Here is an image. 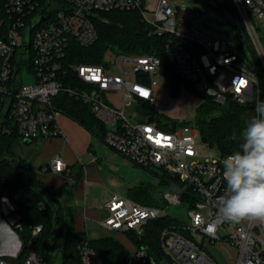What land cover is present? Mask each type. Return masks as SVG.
Wrapping results in <instances>:
<instances>
[{
    "label": "built area",
    "instance_id": "built-area-1",
    "mask_svg": "<svg viewBox=\"0 0 264 264\" xmlns=\"http://www.w3.org/2000/svg\"><path fill=\"white\" fill-rule=\"evenodd\" d=\"M210 1L239 19L240 34L237 24L230 26L246 40L252 61L242 60L226 41L199 31L190 12L172 7L170 0H152V8L148 0H0V132L29 142L61 137L57 118L62 113L54 98L64 93L104 125L110 149L137 166L165 171L190 189L181 195L164 191L158 206L112 194L98 226L129 236L125 239L133 249L126 248L128 258L118 262L101 257L85 241L78 246L79 264H264V221L232 223L218 216L227 155L203 142L200 148L197 129L184 121L126 116L124 106L132 102L153 105L160 58L108 51L100 64L69 60L73 43L86 48L95 42L93 21L100 13L135 10L149 34L165 38L176 74L191 90L218 104L245 108L250 120L255 103L264 100V0ZM117 92L122 93L120 106L108 97ZM47 170L64 173L67 168L55 154ZM14 212L9 198L1 195L0 217L15 231L20 225ZM155 221H165L157 234L159 260L141 243ZM40 232L41 226L34 227L31 237ZM0 264L46 263L30 250L15 261L0 257Z\"/></svg>",
    "mask_w": 264,
    "mask_h": 264
},
{
    "label": "trees",
    "instance_id": "trees-1",
    "mask_svg": "<svg viewBox=\"0 0 264 264\" xmlns=\"http://www.w3.org/2000/svg\"><path fill=\"white\" fill-rule=\"evenodd\" d=\"M93 23L96 31L95 42L86 48L73 43L70 46V62L76 65L100 64L108 51L126 55L151 54L160 58V74L167 81L172 96H177L181 85L188 87L176 74L173 60L164 50L165 38L149 34L148 26L141 22L137 11L100 13ZM197 94L204 98V101L196 110L193 121L186 124L197 129L201 142L218 150L222 155L238 151L242 143V132L250 121L246 117V109L230 102L221 105L210 97ZM54 104L62 114L84 127L92 136L104 140V125L79 100L60 93L54 98ZM139 110L141 114L155 119L151 104L140 105ZM16 139L15 133L0 132V196L5 192L15 207L14 216L18 217L16 223L20 225L15 231L21 239L22 247L19 257L22 258L30 252L26 246L32 240V229L41 226L35 252L43 260L47 252L50 257H54V236L57 232L62 236L57 254L59 264H79L78 246L85 241L101 257L112 261H125L128 252L116 239L102 237L88 240L84 233L75 230L73 209L69 205L67 211L63 209L62 195L69 192V189L65 186L55 188L38 180L31 166L10 152V147ZM156 174L160 175L163 191L181 195L190 190L187 184L165 171L160 170V174ZM128 197L147 205L160 204V198L142 185L129 188ZM164 224L165 221L150 222L141 240L157 260L160 259L157 234Z\"/></svg>",
    "mask_w": 264,
    "mask_h": 264
},
{
    "label": "rangeland",
    "instance_id": "rangeland-1",
    "mask_svg": "<svg viewBox=\"0 0 264 264\" xmlns=\"http://www.w3.org/2000/svg\"><path fill=\"white\" fill-rule=\"evenodd\" d=\"M170 1L172 2V7H176L178 5L190 12V21L199 31L211 37L226 41L230 49L235 52L242 60L245 61L246 58L249 61L253 60L254 56L246 44V40L238 36V34H240L242 31L240 21L230 11L216 7L210 0H196V3H190L189 0ZM148 3L150 8H152V0H148ZM224 16L227 17L232 24H237L238 34H236L233 28L225 22L223 19ZM216 21H219V23ZM155 80L156 84L152 87L154 98L152 108L155 112V118H160V120L163 119L166 121H193L195 112L203 103L204 98L199 96L190 88L186 87L184 84L180 86L177 96H172L169 92L167 81L160 73L155 76ZM108 97L114 102V105L120 106L122 98L121 92L111 94ZM139 109L140 107L135 102L124 106V112L126 116H128L132 121L137 120V117L140 113ZM61 115L63 116L64 114ZM58 117H60V115ZM196 141L198 146L203 148L202 142L198 137ZM117 157L118 160L116 164H113L112 166L114 169H116V171L113 170V172L115 171V179L118 182L116 189L113 191L114 193H118V195L122 197H128V189L130 187L142 185L147 188L149 192L154 193V195L157 197L160 198L162 196L164 191L160 186V175L156 174V172L160 174V170L137 166L127 157L122 156L121 154L117 155ZM3 194L6 193L3 192ZM67 201L68 200L66 199V201L63 202L64 211L69 209ZM15 218L17 219L18 217L15 216ZM2 221L5 223L4 219H2ZM10 232V237L0 241V257L10 261H15L19 259L22 250L21 239L17 232L13 229L10 228ZM86 234L89 240H96L107 234L119 241L123 246H125V248L133 249L125 239L129 236L124 235V237L123 235L114 232H112V234H108L93 221H88L86 223ZM54 237L56 239L53 249L54 257H50L47 252L46 256L44 257V262L46 264H59L60 262L59 256L57 254L61 247L62 236L56 232ZM132 245L134 246L137 244L134 243ZM128 249L126 250L129 254ZM223 256L226 257L227 255L224 254Z\"/></svg>",
    "mask_w": 264,
    "mask_h": 264
},
{
    "label": "crops",
    "instance_id": "crops-1",
    "mask_svg": "<svg viewBox=\"0 0 264 264\" xmlns=\"http://www.w3.org/2000/svg\"><path fill=\"white\" fill-rule=\"evenodd\" d=\"M140 117L144 118L146 115L141 114ZM57 123L62 132L61 137L29 143L16 139L10 152L26 161L34 170L36 178L44 184L69 189V192L62 195V199H67L68 205L73 209L75 230L87 237L86 223L93 221L98 224V220L104 215V204L112 194H118L113 192L118 182L114 175L116 169L112 166L116 164L119 154L110 149L104 140L92 136L66 115H60ZM55 154H59L66 164L67 170L64 173L47 170L48 163ZM105 232L112 234L106 230ZM10 233V228L1 219L0 241L10 237ZM102 237L112 236L105 234Z\"/></svg>",
    "mask_w": 264,
    "mask_h": 264
},
{
    "label": "clouds",
    "instance_id": "clouds-1",
    "mask_svg": "<svg viewBox=\"0 0 264 264\" xmlns=\"http://www.w3.org/2000/svg\"><path fill=\"white\" fill-rule=\"evenodd\" d=\"M254 110L239 150L222 161L226 190L219 197L218 216L226 222L264 221V100Z\"/></svg>",
    "mask_w": 264,
    "mask_h": 264
},
{
    "label": "water",
    "instance_id": "water-1",
    "mask_svg": "<svg viewBox=\"0 0 264 264\" xmlns=\"http://www.w3.org/2000/svg\"><path fill=\"white\" fill-rule=\"evenodd\" d=\"M190 3H196L194 0H189ZM219 23V21H216ZM225 22L228 23L230 25V21L229 19H225ZM233 29H235V25H231ZM152 118L148 117L145 121L146 122H151ZM174 128V122H171L170 124V129L173 130ZM24 143H29V140H24ZM36 241H37V236H34L31 240V242L26 246V248L28 250L34 251L35 250V246H36Z\"/></svg>",
    "mask_w": 264,
    "mask_h": 264
}]
</instances>
